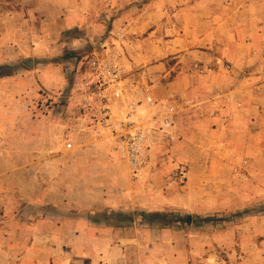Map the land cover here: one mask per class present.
Masks as SVG:
<instances>
[{"label": "crops", "instance_id": "1", "mask_svg": "<svg viewBox=\"0 0 264 264\" xmlns=\"http://www.w3.org/2000/svg\"><path fill=\"white\" fill-rule=\"evenodd\" d=\"M163 1L144 0L138 11L144 29L148 20L159 15L156 8ZM193 1H185L188 25L193 22L192 12L198 14L193 8H203L212 0ZM216 1L221 4L220 13L235 16L238 24L244 16L250 18L242 23L250 25L252 16L264 14V0ZM97 2L102 0H0V65L16 68L12 75L0 77V264H236L216 253L198 257L217 250L214 243H224L223 232L203 236L182 227L128 222L123 215L165 210L193 213V207L196 213L205 211L207 191L218 183L211 182L213 176L222 172L191 167L184 183L170 180L178 165L175 157L189 150L192 158L187 137L192 123L201 125L209 119L223 126L227 121L240 129L264 120V94L257 91L255 75L237 80L233 92L240 95L241 106L231 109L211 102L180 107L165 132H157L155 146L165 141L174 144L167 167L146 161L150 147L137 179L119 158L114 142L96 140L101 130L95 123L102 116L100 100L93 99L99 114L87 119L33 117V100L44 88L64 87L66 78L59 68H51V73L43 70L36 59L32 69L21 64L34 53L52 50L54 45L49 44L61 42L67 30L81 24L82 12L95 9ZM157 24L160 28L161 22ZM260 59L264 62V57L252 54L236 62L251 64ZM50 74L56 76L50 78ZM194 76L181 72L164 85L158 95L165 103L161 114L184 92L191 96ZM205 82L201 81L200 96L210 101ZM143 107L149 110L145 102ZM113 108L118 115L121 102H113ZM215 109L219 112L209 114ZM143 118L148 125L155 124L151 115ZM177 134L183 139L177 141ZM65 137L73 141L72 148H67Z\"/></svg>", "mask_w": 264, "mask_h": 264}, {"label": "rangeland", "instance_id": "2", "mask_svg": "<svg viewBox=\"0 0 264 264\" xmlns=\"http://www.w3.org/2000/svg\"><path fill=\"white\" fill-rule=\"evenodd\" d=\"M185 1L161 2L156 8L159 15L151 21L147 19V23H150L145 29L138 21V11L143 7L144 0H102L97 2L95 9H85L81 24L67 30L61 42L49 44L54 45L52 50L49 49L43 55L34 53L29 57L36 59L38 65L49 73L51 68L61 69L66 78L64 87L44 88L39 97L33 100V117L83 120L98 115L99 111L93 107L92 96L75 92V89L83 78L84 69L81 67L86 57L112 46L121 29H126L124 55L133 70V77H138V81L145 79L157 98H161L158 95L163 93L164 85L177 74H195L191 96L184 92L177 99L178 102H174L177 110L211 102L236 108L238 106L231 100L236 98L241 102L240 95L233 92L237 80L250 74L256 77L258 93L264 94V62L261 59L251 64L236 62V59L246 55L264 57V14L252 16L250 25L242 23L250 18L244 16L238 24L234 21L235 16L221 14L220 2L212 0L203 5L204 9L201 6L193 8L198 14L192 12L193 22L188 25L186 18L190 12L186 9ZM196 1L199 4L200 0H194L193 4ZM201 10L204 15L200 14ZM158 21L161 22L160 28ZM75 38L79 40L75 41ZM21 66L33 68L26 61ZM78 68H81L80 72ZM55 76L49 75L50 78ZM201 81L208 83V89L205 90L212 98L210 101L201 99ZM84 98L88 99L89 104L92 103V107L83 104ZM70 105L74 106L72 110L69 109ZM214 112L218 113L219 110H209V114ZM207 120L201 125L196 122L187 126L190 129L187 137L190 138L192 158L188 154L189 150L179 151V156L175 157L178 165L169 178L181 182V171H187V178L191 167L220 170L222 174L213 176L215 180L211 181L218 183L207 191L209 206L205 211L196 213V207H193L195 212L181 214L217 216L226 221L217 226L196 223L182 228L201 232L203 236L216 232L225 235L222 240L224 243H214L217 250L209 253L204 251L199 258L216 253L226 262L264 264V120L240 129L228 125L227 121L220 126ZM182 139L183 136L178 135L177 141ZM63 140L66 145L73 142L67 137ZM171 145L174 146L173 143ZM171 145L167 141L153 145L146 161L166 168ZM238 186L240 190L236 189ZM193 198H197L196 192Z\"/></svg>", "mask_w": 264, "mask_h": 264}, {"label": "built area", "instance_id": "3", "mask_svg": "<svg viewBox=\"0 0 264 264\" xmlns=\"http://www.w3.org/2000/svg\"><path fill=\"white\" fill-rule=\"evenodd\" d=\"M125 36L126 29L119 30L112 46L86 57L82 66L83 78L75 91L88 93L92 99L102 102V116L95 119L101 127L96 140L114 142L119 158L127 163L132 178L137 179L145 166L146 151L157 141V132H165V127L172 124V117L178 112L173 103L168 105L166 113L161 114L164 100L153 94L145 79L138 81L133 77V70L124 55ZM231 101L237 106L242 105L236 98ZM113 102H121L118 115L114 112ZM144 102L149 110L143 107ZM83 104L91 107L87 98L83 99ZM156 110L161 115L153 113ZM144 115H151L155 124L148 125ZM67 148H72V142ZM186 174V170L181 171L182 181Z\"/></svg>", "mask_w": 264, "mask_h": 264}, {"label": "trees", "instance_id": "4", "mask_svg": "<svg viewBox=\"0 0 264 264\" xmlns=\"http://www.w3.org/2000/svg\"><path fill=\"white\" fill-rule=\"evenodd\" d=\"M16 72V68L10 65H0V77L12 75ZM125 221L131 222L137 220L140 223L153 225L155 223L163 226H193L196 223L203 225L217 226L219 223L226 221V219L218 218L217 216L212 217H201L192 214L183 215L173 211H155V212H137L134 216L123 215Z\"/></svg>", "mask_w": 264, "mask_h": 264}, {"label": "water", "instance_id": "5", "mask_svg": "<svg viewBox=\"0 0 264 264\" xmlns=\"http://www.w3.org/2000/svg\"><path fill=\"white\" fill-rule=\"evenodd\" d=\"M26 64L29 66V67H34V60L33 59H28L27 61H26Z\"/></svg>", "mask_w": 264, "mask_h": 264}]
</instances>
